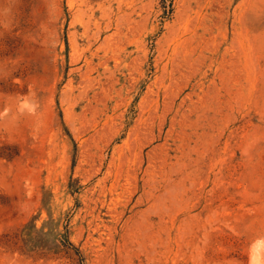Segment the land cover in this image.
Segmentation results:
<instances>
[{"label":"rangeland","instance_id":"1","mask_svg":"<svg viewBox=\"0 0 264 264\" xmlns=\"http://www.w3.org/2000/svg\"><path fill=\"white\" fill-rule=\"evenodd\" d=\"M0 264H264V0H0Z\"/></svg>","mask_w":264,"mask_h":264}]
</instances>
